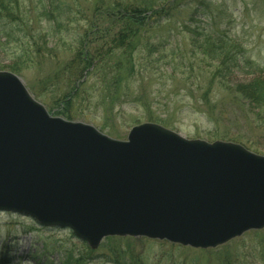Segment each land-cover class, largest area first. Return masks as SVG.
<instances>
[{
    "label": "rangeland",
    "instance_id": "obj_1",
    "mask_svg": "<svg viewBox=\"0 0 264 264\" xmlns=\"http://www.w3.org/2000/svg\"><path fill=\"white\" fill-rule=\"evenodd\" d=\"M28 2V8L38 7V0L32 5ZM120 2L168 14L160 18L154 13L159 17L156 24L151 21L142 34L140 31V38L156 45L154 58L159 62L155 65L148 63L149 60L142 58L148 50L142 48L137 71L129 83L113 82L108 78L106 84L103 74L94 72L93 68L88 69L79 82L78 90L73 92L71 102L62 103L64 95L72 92L77 78L81 77L83 64L77 60L76 47L84 39L85 44L94 47L92 55L99 56L97 50L109 49L112 39L126 29V21L116 22L112 19L114 17L106 16L108 9L111 7L112 10L114 4ZM54 3L64 13L60 22L32 16L27 25L32 33L27 37L28 41L34 37L41 47L40 52L35 49L36 52L30 55L34 58L33 63L23 66L20 73L13 72L10 67L21 54L20 42L11 41L0 48V71L20 76L31 95L52 115L67 119L58 113L72 114L73 119L68 120L93 124L107 135L121 140L127 138L133 126L159 119L163 122L159 124L186 138L235 142L264 155V114L258 116L257 111L236 103L225 89L209 88L212 68L206 60L193 54L190 40L194 37L201 41L205 33L213 34L210 32L213 16L221 13L222 19L215 20L221 24L220 30H228L252 60L264 66V0H55ZM149 4L151 7H147ZM208 6L210 8L203 12ZM39 13L33 12L34 15ZM7 28L15 30L19 37L23 36V31L16 30V25ZM23 41L24 47L34 43L28 44L24 38ZM190 55L192 68L179 65L182 57L187 63ZM74 59L77 61L72 63ZM255 74L240 66L233 71L230 81L241 82ZM124 75L128 77L127 73ZM127 85L131 94L124 97ZM249 143L260 147V150L254 151ZM257 231L260 233L248 231L210 249L184 247L159 240L136 242L141 238L111 240L109 238L113 236H110L103 239L98 248H91L96 251L91 264H113L112 260L117 263L118 258L112 249L120 247L125 250L126 243H131L132 247L135 245L136 251H142L147 264H264V229ZM81 243L88 245L70 228L44 226L32 216L0 211V264H45L48 258L52 264H59L65 248L82 251ZM236 253L240 254L239 257L234 256Z\"/></svg>",
    "mask_w": 264,
    "mask_h": 264
},
{
    "label": "water",
    "instance_id": "obj_2",
    "mask_svg": "<svg viewBox=\"0 0 264 264\" xmlns=\"http://www.w3.org/2000/svg\"><path fill=\"white\" fill-rule=\"evenodd\" d=\"M0 211L70 228L93 249L110 236L217 248L264 229V155L155 122L115 139L52 115L0 71Z\"/></svg>",
    "mask_w": 264,
    "mask_h": 264
},
{
    "label": "trees",
    "instance_id": "obj_3",
    "mask_svg": "<svg viewBox=\"0 0 264 264\" xmlns=\"http://www.w3.org/2000/svg\"><path fill=\"white\" fill-rule=\"evenodd\" d=\"M34 1L35 0H0V26L2 27L4 25V28L0 29V48H3L5 43H10L11 41H19L21 44L20 48H22L17 62H14L10 67L11 71L16 73H20L23 66L28 67V65L34 62V58L30 55H33V53L36 52L35 49L37 52L41 51V47L38 45V42L34 37H31V40L29 41L27 39V37L32 34L27 29V25L32 19L31 17L35 16V18L37 17L40 19L45 17L54 23L60 22L64 17V13L60 10L59 5L54 3L55 0H53V2H51L52 0H38V7L34 6L28 8L29 4H26V2L32 5ZM175 2L176 1H173V3ZM48 5L50 8H48ZM114 5L115 6L112 10H110L111 7L108 9L106 16L109 15L114 17L112 19H115L116 22L126 21L128 24L126 29L121 31L119 36L117 35L112 39L113 44H111L112 46L109 49L107 48L105 51L104 48L98 49L99 56L92 55L94 47L91 48L89 44H85L84 39L81 45L76 47L75 51L78 52V56H76L78 58L77 60H80L83 64V67L81 68L82 73L79 74L81 77L77 78V83H75L72 92L64 95L62 103L71 102V97L74 94L73 92L79 88V82L83 80L86 72L92 68L94 72L105 76L104 81L106 84H108V78H111L113 82L124 81L129 83L128 81L130 80V77L135 75L137 71L138 60L142 48L148 50L144 55L145 57H142L145 58L146 61L149 60L148 63L155 65L159 62V59L154 58V55L156 54V45L151 44L148 39H144L143 37L140 38V31L142 34V30L151 25V21L155 22V24L158 21L159 17L154 15L156 9L144 8L140 5L122 4L121 2ZM147 7H151L150 4ZM209 8L210 6L205 7L203 12L207 11ZM35 10L40 12L39 15L33 14ZM198 11L199 10L197 9L196 12ZM196 12H194L195 15ZM116 14L119 15L115 16ZM155 14L161 16L160 18L168 16V14H163L162 12L159 13V11ZM194 14L193 16H195ZM217 19H222L221 13L217 16H213L214 22L211 25L212 30L210 31L214 32L213 34L205 33L201 38L203 39L201 41H197L194 37H190L194 50L193 54L206 60L212 68L209 75V88L218 87L219 89L229 91V96H232L233 98L231 99L235 100L236 103H242L251 110L257 111V115L261 116L264 114V66L257 65L248 55L244 46L237 43L230 36L228 30H220L221 24L215 21ZM15 25L17 31H23L22 37L15 34V30L7 28L8 26L12 27ZM188 27V25H185L186 29H188ZM2 37L6 40L5 42ZM23 38L28 44L32 42L34 43L29 44L30 46L28 47H24L25 45H23V43L25 42L23 41ZM151 58H153V60H151ZM77 60L74 59L72 63ZM179 62V65L181 66H188V68L193 67L192 55L187 57V63L183 57ZM240 66L248 68L251 73H258L260 76L255 74L251 79L231 83L230 76L233 74V71ZM90 73H92V71H90ZM125 73L128 75L127 78L124 75ZM129 90L130 86L127 85V89H124L123 91L124 97H128L131 94ZM206 94L207 93H205V95ZM58 114L64 115L67 119H73L72 114ZM258 119L263 121L261 117H258ZM150 121L152 120L150 119ZM152 122L160 123L162 121L155 119ZM233 140L237 139L234 138ZM249 145L254 151L260 150V147H257L253 143H249ZM252 233H260V231L256 230L252 231ZM109 239L124 241L126 239L134 238L110 237ZM137 240H141L139 242H142L151 239L141 238L136 239V242H138ZM125 246V250H121L120 247H114L112 249L113 253L118 258L117 263L115 260L111 261L113 264H147L143 252L136 251L135 245L132 247L131 243H126ZM81 250L82 251L70 247L69 249L65 248L63 257L61 256L59 259V264H91V260L94 258L96 251L92 250L84 243H81ZM239 255V253H236L234 256L239 257ZM7 260L9 259L7 258ZM45 264H52V261L48 258Z\"/></svg>",
    "mask_w": 264,
    "mask_h": 264
}]
</instances>
